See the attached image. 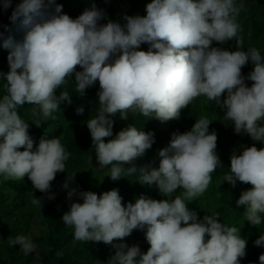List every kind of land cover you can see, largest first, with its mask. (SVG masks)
<instances>
[{
    "label": "clouds",
    "instance_id": "clouds-1",
    "mask_svg": "<svg viewBox=\"0 0 264 264\" xmlns=\"http://www.w3.org/2000/svg\"><path fill=\"white\" fill-rule=\"evenodd\" d=\"M10 3L6 0L5 7ZM54 3L22 0L11 20L18 21L17 31L23 32V38L17 41L9 35L3 40V47L10 50V71L0 73L6 81V94L0 98V175L14 180L27 176L36 190L48 193L56 174L65 171L71 153L59 138H42L34 150L29 123L18 109L25 104L37 106L31 109V116L40 126V119L52 117L61 101L71 103L69 93L57 95V89L73 73L76 91L82 96L99 81L98 115L88 120L87 127L98 164L112 165V180L136 174L133 161L154 143L153 133L134 125L105 142L113 136L112 117L119 114L127 120L129 110L162 122L178 120L182 109L203 96L224 110L223 119L234 124L237 134L264 141V56L257 47L245 50L238 35L243 2L151 0L146 16H127L124 26L111 20L100 23L106 14L95 6L76 19L61 14V5L53 14L49 8ZM233 38L237 40L235 51L212 46L213 42L224 44ZM145 42L150 44L149 50H138ZM249 60L254 69L244 77L241 69ZM77 66L82 71H76ZM246 79L253 82L251 87ZM225 92L227 97L222 99ZM84 111L81 106L77 114ZM211 123L201 116L190 131L173 134L170 145L159 151V167L139 170V181L155 185L167 199L141 196L124 206L116 189L100 196L80 192L83 203H72L61 218L74 229V239L112 244L135 229H146L150 244L146 254L139 246L115 244V255L107 264H240L247 246L240 229L220 222L219 213L205 215L200 221L186 203L203 195L211 174L222 166L216 153L217 134L209 133ZM223 181L233 187L237 181L253 186L242 192L236 203L245 207L248 222L260 226L264 214V149L253 145L245 147L242 154L234 152ZM64 187L68 188L67 182ZM178 189L183 192L173 197ZM76 194L72 189L68 198ZM32 203L40 206L42 200L34 197ZM8 244L19 245L25 255L36 247L23 234L9 237ZM255 245L264 246V234ZM62 256L57 252L58 258ZM259 261L264 264V254Z\"/></svg>",
    "mask_w": 264,
    "mask_h": 264
},
{
    "label": "trees",
    "instance_id": "trees-1",
    "mask_svg": "<svg viewBox=\"0 0 264 264\" xmlns=\"http://www.w3.org/2000/svg\"><path fill=\"white\" fill-rule=\"evenodd\" d=\"M6 0H0V73L10 71L8 64L9 49L3 47V40L12 35L17 41L22 40L23 32L17 31V23H13L11 16L22 0H11L10 6L5 7ZM151 0H55L49 8L55 14V7L62 6V13L71 18H78L86 9L95 6L106 14L100 23L109 20L126 25L127 16H146V6ZM243 2L245 9L241 12L238 22L241 25L239 37L244 41V49L257 47L264 56V0H237ZM214 47H221L229 51L237 50L235 38L224 44L213 42ZM150 44L145 42L138 50L148 51ZM254 69V64L249 62L242 67L241 72L247 77ZM76 71H82L77 66ZM6 81L0 77V98L6 94L4 84ZM251 87L252 81L245 80ZM67 91L71 103L61 101L59 109L53 112L52 117L46 121L40 119V126L33 122L31 109L35 105L25 104L18 109L22 119L29 123V135L34 141V150L42 138H59L65 150L71 155L65 162L64 172H58L48 193L36 190L27 176L21 180L7 179L0 175V264H107L115 255V244L125 243L129 247L139 246L142 253H147L150 244L146 239V229H135L123 240H114L112 244L103 242H85L74 239V229L65 225L61 219L65 212L70 210L74 202L83 203L80 192L92 191L98 196L105 191L116 189L122 197V204L135 203L141 196L156 200L167 199L159 193L155 185L142 184L139 181L140 169L150 170L158 168L160 163L159 151L170 145L173 134L190 131L201 116H206L212 123L209 133L217 134L216 153L222 166L218 167L211 175V183L203 195L193 201H186L189 208L196 211L198 219L203 220L205 215L219 213L220 222L240 229V235L247 240L246 255L240 259V264H260L259 257L264 254V246H256L255 241L264 234V214L262 224L253 226L246 220L244 206H237V200L242 192L251 189V184L237 181L233 187L229 182L223 181L225 174L230 171L231 156L242 154L245 147L255 145L264 149V141H254L248 134L235 132L234 124L223 119L225 112L215 102H210L206 97L200 96L181 110L178 120L173 119L162 122L155 117H145L139 112L129 110L128 119H121L119 114L112 117L114 120L113 136L105 138V142L114 139L119 131L129 125L136 126L139 130L154 134V143L150 149L135 159L133 164L137 168L136 174L122 176L112 180L110 170L112 165L100 166L96 159L95 146H93L87 122L98 115L100 91L99 81L85 90L84 95L76 91L75 73L66 78V83L57 89ZM227 93L222 94L226 99ZM83 106V114H77V109ZM153 116L155 113L152 114ZM23 151L24 149H19ZM125 164V167H131ZM69 176H74L69 179ZM68 188H65V183ZM77 190L71 199L68 192ZM183 189H178L175 195H180ZM53 196L54 198H49ZM42 200L40 206L32 203L33 198ZM23 234L33 241L35 250L25 255L20 246H9L8 238ZM210 237L206 236V239ZM57 252H62V257H57Z\"/></svg>",
    "mask_w": 264,
    "mask_h": 264
}]
</instances>
